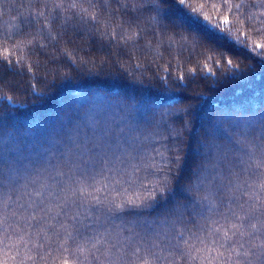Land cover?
Wrapping results in <instances>:
<instances>
[{
  "label": "snow or ice",
  "instance_id": "1",
  "mask_svg": "<svg viewBox=\"0 0 264 264\" xmlns=\"http://www.w3.org/2000/svg\"><path fill=\"white\" fill-rule=\"evenodd\" d=\"M244 2L35 0L40 8L36 10L29 5L25 9L28 16L21 14L22 23L25 28L43 24L42 28L25 33L17 26L14 34H0V89L9 87L15 91L23 87L20 80L9 77L23 78L31 74L30 79H35L33 65L17 53L31 49L30 54L35 55V49L49 46L44 40L55 41L52 46L56 47L59 41L51 31L54 23L64 29L61 39L69 28L92 36L97 43L95 51L103 56L99 61L101 66H115L124 75L132 69L143 77L148 76L147 70L141 71L139 62L129 63L125 68L122 57L133 58L134 51L142 50L140 41L151 34L158 42H166L169 49L179 48L182 53H188L201 72L215 76V69H219L221 74L237 79L245 70H255L251 65H244L245 60L260 58L264 63V19L260 18L264 12L260 17L249 14L242 19ZM4 3L5 0H0V14ZM16 3L22 4L23 0ZM112 3L118 5L115 10L111 8ZM259 3L264 7V0ZM117 12H123L128 19L117 16ZM153 12L157 15H152ZM113 20L120 22L113 26ZM161 36L166 41L160 40ZM84 51L91 52V49ZM61 53L67 63L61 64L58 57L51 59L56 67L45 64L44 81L49 75L67 79L64 68L78 70L97 64L96 60L85 59L66 48ZM36 67H40L38 61ZM187 71L192 76L191 82H195L197 68ZM175 80L180 87L185 76L180 73ZM188 86L183 84L185 92ZM27 87L37 99L45 96L30 83ZM201 95L198 93L193 98L199 99ZM107 97L108 93H104L98 98ZM126 99L118 98L110 105L117 115L124 111L125 116L103 125L86 120L92 134H85L82 140L70 137L72 147L61 152L60 163L53 166L54 175L37 172L35 177L20 176L16 168L19 149L11 143L16 138L0 140V264H264V116L245 121L242 134L238 131L242 127L239 119L222 113L213 130L205 131L201 145L206 149L205 158L217 162L213 168L225 164L227 176L226 183L216 185L214 196L201 195L211 191L204 184L207 176L201 177L207 171L203 163L188 177L195 178L190 187L178 176L182 167L179 154L182 143L178 141L168 149L174 153L171 157L154 149L165 161L158 165L155 156L137 146L141 143L138 139L134 143L127 134L121 137L125 127L131 131ZM0 100L11 103L12 97L0 95ZM193 107L189 105L181 112L190 116ZM73 123V115L65 113L53 122L52 132L60 136ZM75 126L79 128L80 124ZM256 127L260 128V135L250 138L248 130ZM141 172L150 173L151 179L141 176ZM241 174L248 177L243 184L232 179ZM146 179L148 184L144 183ZM217 179L213 177L214 181ZM233 188L242 195L236 196ZM181 200L186 202L181 204ZM152 212H157V217L142 224L140 218ZM128 216L133 219L118 231L105 226L108 221L123 222ZM160 216L172 228L170 238L167 232L151 226ZM145 225L146 230L136 231ZM161 235L166 237L163 246L157 242ZM13 236L18 244L9 243Z\"/></svg>",
  "mask_w": 264,
  "mask_h": 264
},
{
  "label": "trees",
  "instance_id": "2",
  "mask_svg": "<svg viewBox=\"0 0 264 264\" xmlns=\"http://www.w3.org/2000/svg\"><path fill=\"white\" fill-rule=\"evenodd\" d=\"M235 2H240V0H235ZM29 5L36 10L40 8L35 0H23L22 4L16 3V0H5L4 11L0 14V34H14L17 26L25 33L28 31L35 33L39 28H42L43 24H33L30 28H25L22 23L21 14L23 13L25 17L28 16L25 9ZM84 6L87 7V4ZM117 7V4H111L113 10ZM242 12L244 13L242 19L249 14L260 17V13L264 12V7L260 6L259 0H245ZM116 15L128 19L123 12H117ZM152 15L157 14L153 12ZM260 18L264 19V17ZM119 22L113 20L112 24L116 26ZM251 23L259 26L256 21ZM51 31L59 41L56 47L52 46L56 44L55 41L44 40V43L49 46L43 50L35 49V55L30 54L31 49H24L17 53L18 56L27 57L28 63L33 65L32 71L35 73V79H30L31 74L25 75L23 78L20 76L9 77L13 81L20 80L23 87L15 91L9 87L0 89V95L12 97L11 103L0 100V140H11L13 136L16 138L11 140V143L19 149V162L16 164V168L19 169L18 174L30 177H35L37 172L45 176L49 173L54 175L53 166L60 163L61 152L72 147L70 137L82 140L85 134L89 136L92 134L91 129L87 127L86 120H94L98 125H103L105 122L111 123L113 118L119 119L125 116L124 111H119V115H117V111L110 105L115 104L118 98L126 97L124 103L129 109L127 119L131 131L129 127H125L121 137L123 138L127 134L134 143L138 139L141 143L137 146L142 147L144 152L155 156L158 165H163L165 161L157 155L154 149H159L166 157H171L174 153L168 149L179 141L182 143L183 150L179 153L182 158V167L176 166L181 167L178 176L186 187H190L195 178L188 179V177L203 163L207 171L202 172L201 177L207 176L204 184L211 191L201 193V195L214 196L216 185L222 182L226 183L224 178L227 176V166L221 163L217 168H213L217 162L205 158L206 149L201 146L205 140L204 133L206 130H213L222 113H228L233 118L239 119L242 127L238 131L242 134L245 121L259 120L264 116V63L260 58L245 60L244 65H251L255 70H245L243 75L237 79H232L227 74H221L219 69H215L216 75L213 76L201 72L195 60L189 57L188 53H182L179 48L169 49L166 42L160 43L151 34H148L145 39L140 41L142 50L132 53L133 58L122 57L125 68H128L129 63L135 65L136 62H139L142 65L141 71L147 70L148 76L143 77L139 72H133L132 69H128L127 75H124L115 66H101L99 61L103 59V56L95 51L97 43L89 34H81L69 28L67 34L63 35L61 39L64 29L59 23L52 24ZM252 35L255 36V33ZM160 40L166 41V38L161 36ZM149 44L150 48L145 47ZM62 48L73 51L74 54L83 56L85 59H94L97 64H88L78 70L64 68L63 71L68 73L67 79L62 80L49 75L47 81H44L45 64L50 68L56 67L51 63V59L58 57L61 64L67 63L62 56ZM87 49H91V52L84 51ZM37 61L40 65L39 68L36 67ZM244 65L241 67L243 68ZM193 67L197 68L195 82H191L192 76L187 71L188 68ZM180 73L185 76V82H180L181 86L177 87L175 77ZM152 76L157 79L148 78ZM205 76H207L206 79L203 78ZM160 77L168 79L164 81L159 79ZM29 83L37 90L43 91L45 96L42 99H37L36 94L27 87ZM184 83L189 85L187 92L184 90ZM104 93H108L107 99H99L98 97ZM198 93L202 95L199 99H194L193 97ZM189 105L194 106L190 116L186 112H181V109H185ZM65 113H71L75 123L68 124L64 134L55 136L52 132L53 122L64 116ZM148 120L152 123H147ZM76 123L80 124L79 128L75 126ZM223 127H227V125H223ZM248 131L250 138L260 135L259 127ZM16 141L19 142L18 145ZM217 142L222 143V141ZM61 167L67 171L63 165ZM140 175H147L151 179L150 173L141 172ZM214 176L218 178L215 181L213 180ZM149 179L144 180V183L148 184ZM232 179L239 180L243 184L248 177L241 174V176L232 177ZM172 187H175L174 183ZM232 191L236 196L242 195L235 188ZM220 195L223 196L224 193L221 192ZM245 198L242 197V199ZM185 202L184 200L180 201L181 204ZM156 217L157 212L145 213L140 218L141 223L143 224L145 220L151 222ZM132 219V216H128L123 222L120 220H116L115 223L108 221L105 226L118 231L124 228L128 220ZM171 219L174 220L175 217ZM163 221L164 216H160L151 226L159 232H167L168 238H170L172 228ZM32 224H35V221H32ZM176 226L179 227L178 224ZM189 227L194 226L189 225ZM146 228L145 225L143 228H137L136 231H143ZM30 230L35 232L34 228ZM49 235H51L50 232ZM165 239L166 237L161 235L157 242L163 246L162 242ZM9 243L18 244V241L13 236ZM53 243L55 244V241ZM29 247L32 245L29 244ZM24 251L25 248L21 246V252Z\"/></svg>",
  "mask_w": 264,
  "mask_h": 264
}]
</instances>
